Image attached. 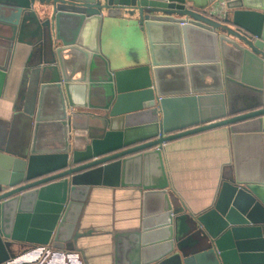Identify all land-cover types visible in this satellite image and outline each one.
<instances>
[{
    "label": "water",
    "instance_id": "95a60500",
    "mask_svg": "<svg viewBox=\"0 0 264 264\" xmlns=\"http://www.w3.org/2000/svg\"><path fill=\"white\" fill-rule=\"evenodd\" d=\"M218 1L0 0V93L14 51L36 60L29 145H0V264L17 244L71 248L99 187L142 197L139 229L113 236L114 264H264V0ZM104 31L132 49L109 57ZM216 129L232 160L192 214L164 147Z\"/></svg>",
    "mask_w": 264,
    "mask_h": 264
},
{
    "label": "crops",
    "instance_id": "0c3cea01",
    "mask_svg": "<svg viewBox=\"0 0 264 264\" xmlns=\"http://www.w3.org/2000/svg\"><path fill=\"white\" fill-rule=\"evenodd\" d=\"M190 45L196 53V46ZM24 49L14 51L0 93V145L5 143L12 155L25 153L32 130L24 108L30 93L29 71L36 60L33 58L31 63L30 50ZM14 106L19 110H14ZM83 144L78 142L76 146ZM163 153L169 182L179 202L192 214L209 208L215 201L222 170L232 160L226 130L216 129L171 142ZM141 215L142 197L138 190L95 188L85 204L71 248L45 254L17 244L11 249L15 259L10 264H114V234L139 229Z\"/></svg>",
    "mask_w": 264,
    "mask_h": 264
},
{
    "label": "rangeland",
    "instance_id": "374dc122",
    "mask_svg": "<svg viewBox=\"0 0 264 264\" xmlns=\"http://www.w3.org/2000/svg\"><path fill=\"white\" fill-rule=\"evenodd\" d=\"M103 51L109 57H115L117 54H127L132 48H130L129 44H123L120 42L119 35L115 32H106L103 33ZM105 40V41H104Z\"/></svg>",
    "mask_w": 264,
    "mask_h": 264
},
{
    "label": "built area",
    "instance_id": "2783aa9c",
    "mask_svg": "<svg viewBox=\"0 0 264 264\" xmlns=\"http://www.w3.org/2000/svg\"><path fill=\"white\" fill-rule=\"evenodd\" d=\"M182 25V24H181Z\"/></svg>",
    "mask_w": 264,
    "mask_h": 264
}]
</instances>
